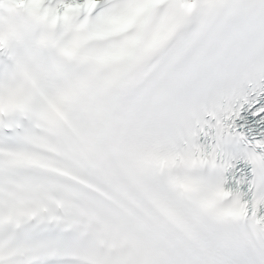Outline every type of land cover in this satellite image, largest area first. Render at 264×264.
Segmentation results:
<instances>
[{
    "label": "snow or ice",
    "instance_id": "obj_1",
    "mask_svg": "<svg viewBox=\"0 0 264 264\" xmlns=\"http://www.w3.org/2000/svg\"><path fill=\"white\" fill-rule=\"evenodd\" d=\"M0 264H264V0H0Z\"/></svg>",
    "mask_w": 264,
    "mask_h": 264
}]
</instances>
